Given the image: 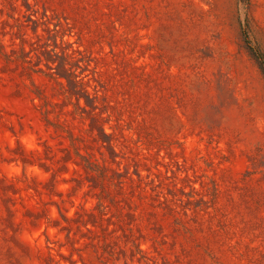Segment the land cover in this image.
Instances as JSON below:
<instances>
[{
	"label": "rangeland",
	"instance_id": "rangeland-1",
	"mask_svg": "<svg viewBox=\"0 0 264 264\" xmlns=\"http://www.w3.org/2000/svg\"><path fill=\"white\" fill-rule=\"evenodd\" d=\"M264 0H0V264H264Z\"/></svg>",
	"mask_w": 264,
	"mask_h": 264
},
{
	"label": "trees",
	"instance_id": "trees-1",
	"mask_svg": "<svg viewBox=\"0 0 264 264\" xmlns=\"http://www.w3.org/2000/svg\"><path fill=\"white\" fill-rule=\"evenodd\" d=\"M262 64H263V68H264V62H262Z\"/></svg>",
	"mask_w": 264,
	"mask_h": 264
}]
</instances>
